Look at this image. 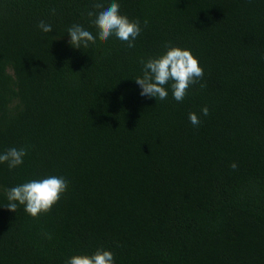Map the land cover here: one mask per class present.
<instances>
[{"label": "trees", "instance_id": "16d2710c", "mask_svg": "<svg viewBox=\"0 0 264 264\" xmlns=\"http://www.w3.org/2000/svg\"><path fill=\"white\" fill-rule=\"evenodd\" d=\"M118 2L140 22L131 48L70 45L67 29L96 32L108 0H0V152L27 151L0 165V264L97 249L115 264H264V0ZM166 46L203 69L180 103L134 82ZM50 172L68 184L49 208H2L8 189Z\"/></svg>", "mask_w": 264, "mask_h": 264}, {"label": "clouds", "instance_id": "9594fccd", "mask_svg": "<svg viewBox=\"0 0 264 264\" xmlns=\"http://www.w3.org/2000/svg\"><path fill=\"white\" fill-rule=\"evenodd\" d=\"M91 11L89 9L90 13ZM92 22L97 26L96 32L79 22L67 29L70 45H87L89 41L99 36L104 41L115 37L131 48L141 34L140 22L131 21L127 16L122 15L118 0H108L106 5L98 8ZM37 27L44 34L52 32V26L43 21ZM142 63V76L137 77L134 82L140 89L141 97L154 100L167 99L170 89L172 98L180 103L187 95L190 86L203 77V69L188 49L166 46L163 54ZM200 112L205 117L209 114L207 107L202 108ZM188 119L194 127L200 124L196 113H189ZM26 156L27 151L24 148H9L0 152V165L6 164L10 171L17 169L24 164ZM231 167L235 169L236 164H232ZM67 184L68 178L61 173L44 174L38 179H31L8 189L6 191L8 203L2 208L15 213L19 206H23L24 212L35 218L40 210L49 208L59 198ZM66 264H115V259L112 252L97 249L91 255L71 256Z\"/></svg>", "mask_w": 264, "mask_h": 264}]
</instances>
